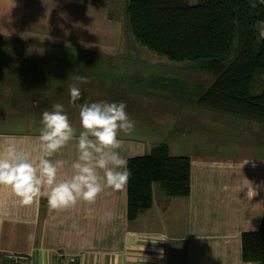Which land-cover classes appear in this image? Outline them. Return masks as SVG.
<instances>
[{"label":"crops","instance_id":"crops-1","mask_svg":"<svg viewBox=\"0 0 264 264\" xmlns=\"http://www.w3.org/2000/svg\"><path fill=\"white\" fill-rule=\"evenodd\" d=\"M125 6L126 0H0L1 41L15 40L19 47L36 49L61 48L91 57L84 62L79 59L80 64H65L60 70L51 67L52 74L46 69L39 71L42 75L35 72V79L44 74L52 79L48 87L39 80L31 81L40 95L52 96L49 102L63 105L78 132L82 129L76 105L123 102L135 127L149 126L152 111L159 110L144 102L134 103L128 81L124 87L113 86L103 79L114 75L93 72L94 66L86 68L98 56L110 58L108 62L129 58ZM24 57L11 60L47 63ZM74 76L88 77L89 83H78L81 99L72 104L68 89ZM131 76L142 78L140 73ZM192 110V121L184 114L175 117L179 134L150 129L137 138L120 132L123 146L118 150L128 161L165 144L170 157L189 158L188 197L169 198L159 185H153L151 208L129 221L127 187L123 191L105 189L94 203L80 201L73 207L51 210L46 197L23 205L10 187L0 186V264L7 254L27 255L28 264H257L243 261L242 235L259 230L264 212V124L196 103ZM38 118L41 116L33 119L40 122ZM166 118L164 122L173 121ZM10 119L0 124L7 125ZM35 124L31 122L32 128ZM39 134L34 129L0 131V152L14 144L31 152L37 161L41 155ZM76 158L73 140L49 159L67 162L58 172V178L64 179L72 175L71 163ZM107 212L113 218L101 223ZM30 234L35 238L29 240ZM161 236L167 241L153 245L148 240Z\"/></svg>","mask_w":264,"mask_h":264},{"label":"trees","instance_id":"trees-1","mask_svg":"<svg viewBox=\"0 0 264 264\" xmlns=\"http://www.w3.org/2000/svg\"><path fill=\"white\" fill-rule=\"evenodd\" d=\"M125 13L129 33L138 45L170 62L191 63L214 76L209 87L192 85L191 92L185 90L184 81L155 79L161 90L175 91L178 87L177 91L183 89V97L194 98L204 109L264 124V82L257 83L264 76V37L259 40L256 29L264 24V4L252 9L249 0H201L195 5L188 0H126ZM6 53L0 51V82L32 81L24 73L31 72L28 66L17 65ZM12 68H19V75ZM37 80L43 87L52 81L46 74L41 79L33 78ZM13 93V89H0L3 114L16 110L22 115L38 101L36 94L27 96L28 92H23L21 102L13 103L15 100L10 102L9 98ZM41 96L46 98L43 110H48L53 105L48 101L52 96ZM127 168L131 172L127 184L129 221L151 208L153 185H159L169 198L189 196L190 160L170 157L165 144L145 156L129 159ZM242 259L264 264V212L259 230L242 235ZM2 264L13 263L4 259Z\"/></svg>","mask_w":264,"mask_h":264},{"label":"clouds","instance_id":"clouds-1","mask_svg":"<svg viewBox=\"0 0 264 264\" xmlns=\"http://www.w3.org/2000/svg\"><path fill=\"white\" fill-rule=\"evenodd\" d=\"M258 3L264 4V0H249L252 9ZM73 81L68 90L70 103L75 104L81 99L78 83H89V78L74 76ZM76 106L82 129L78 135L62 104L55 103L52 110L42 113L38 136L41 155L37 161L33 160L31 152L14 144L0 152V186L10 187L21 204L29 205L37 197H46L51 210H60L73 207L80 201L94 203L105 189H126L131 172L127 168V159L118 151L123 146L119 133L130 135L136 124L126 112L127 105L102 101ZM73 140L76 141L77 158L71 163L72 175L59 179V169L67 162H53L49 158ZM112 218L113 214L107 212L100 222L107 223ZM28 238L34 239V234ZM148 240L153 245L167 241L162 236ZM159 258H164L163 249L159 250ZM9 259L16 257L9 256Z\"/></svg>","mask_w":264,"mask_h":264},{"label":"rangeland","instance_id":"rangeland-1","mask_svg":"<svg viewBox=\"0 0 264 264\" xmlns=\"http://www.w3.org/2000/svg\"><path fill=\"white\" fill-rule=\"evenodd\" d=\"M191 5H195L201 2V0H188ZM259 35V40L264 37V24H259L256 27ZM263 30V32H262ZM130 38V56L127 59L122 60H110V58L98 56L96 58V63H90L89 66H86L87 69L90 67L93 69V72H101L103 75L111 73L115 77H106L103 79V82L111 85H119L121 87H124L128 81L129 86L134 93V96H131L134 99V103H140L144 102L148 104L151 107L158 108V111H155V109L152 111L154 115H152V119L148 120L149 126H141V127H135L134 131L130 135H126V137H134L137 136V138H140L141 136H144V133L147 130H153V131H162L164 132V135L166 134H172V133H178V129L176 125L174 124L175 117L177 118L181 117L183 114L185 115L186 119H189L192 121L191 118L193 116V104H195L194 98L190 96L183 97L180 91H183L179 89L177 91L178 87L175 91L173 90H161V88L157 85V81H154L155 79L159 78H165L167 79L168 83H170V80H179L184 81L186 83V91H193V86H203L205 88L209 87L213 81L214 76L211 74H207L204 72H201L197 68L195 69L191 63H174L170 62L167 59L157 56L149 51H147L145 48L138 45L131 34L128 35ZM5 40V39H4ZM7 41H1L0 40V51L7 52L6 56H9L10 58H14L16 60L22 61V58L25 60L26 57H28V60H45L47 63H24V66H28L31 72H24L26 75L30 76V79L33 81L34 73L37 72L38 74L42 75L40 72L44 71L45 69L49 71L54 67H56L58 70L63 69L65 64H71V62H75L76 64L80 61L84 62L86 57L84 54H76V52H72L71 50L61 49V48H28L27 46H20L19 42L15 40H8ZM23 50H25L23 52ZM78 63H77V62ZM19 65V63H16ZM80 64V63H79ZM104 64V66H103ZM11 65H14L11 63ZM195 65V64H194ZM52 67V68H51ZM42 68V69H40ZM11 70V68H8ZM14 69V68H12ZM22 69V68H20ZM81 69V68H80ZM40 71V72H39ZM103 71V72H102ZM14 73L19 75V68L13 70ZM12 73V72H11ZM133 73H140L142 78H133L138 77L137 74L131 76ZM93 74V73H91ZM10 75V74H9ZM98 75V74H95ZM16 76V75H15ZM91 76V75H90ZM128 77V79H121V77ZM131 76V77H129ZM35 79V78H34ZM98 82H100V78H96ZM131 81H135L132 83ZM141 84H140V83ZM264 82V76H261L260 79H257V83ZM20 84V85H19ZM22 85V86H21ZM155 85V86H154ZM180 85V84H178ZM25 86V89L24 87ZM159 87V88H158ZM0 89L3 91H6L7 89H13L14 93L11 95L10 102L13 101L16 103H20L23 99L22 94L20 96V93L28 92L27 96H30V90L32 91L33 95L34 92H37L38 87L37 86H31V81L29 80H16L14 82H10V84L7 83H1L0 82ZM19 90V92H15V90ZM31 93V94H32ZM39 94L38 92L36 95ZM38 98V101L35 100L33 102V109L31 108L29 110H23L22 115H19L20 113H15L16 110L13 112L10 110L11 113H2L0 111V119L2 121L4 119H10V122L5 125L4 123L0 124V131H7V132H19V131H25V130H37L40 131L42 124L40 122H36L33 119V117H40L38 119H42V113L45 111L43 110V100L46 99L44 96H41L40 94L36 96V99ZM94 96L92 95V99ZM114 99L113 97H111ZM41 101V103H40ZM2 98L0 99V110L3 107ZM39 102V104H38ZM45 103V102H44ZM30 104V102H29ZM42 107V108H41ZM8 110V112H9ZM47 110V109H46ZM49 111L52 110V107L48 109ZM221 113V112H219ZM225 114V113H223ZM24 116V117H23ZM169 116L173 119L172 122L167 123L164 122V119H167L166 117ZM29 117V118H28ZM32 117V118H30ZM191 118V119H190ZM33 119V120H32ZM169 119V118H168ZM0 120V122H2ZM31 122L35 124V127L32 128ZM144 123L145 121H140ZM147 123V122H146ZM163 124V125H161ZM142 125V124H141ZM77 133H79L77 131ZM120 134V133H119ZM125 135V134H123ZM193 134L188 135L189 138L192 137Z\"/></svg>","mask_w":264,"mask_h":264},{"label":"built area","instance_id":"built-area-1","mask_svg":"<svg viewBox=\"0 0 264 264\" xmlns=\"http://www.w3.org/2000/svg\"><path fill=\"white\" fill-rule=\"evenodd\" d=\"M9 256H14L16 259H9ZM5 259L10 261L13 264H28L29 257L27 255L21 254H7Z\"/></svg>","mask_w":264,"mask_h":264}]
</instances>
